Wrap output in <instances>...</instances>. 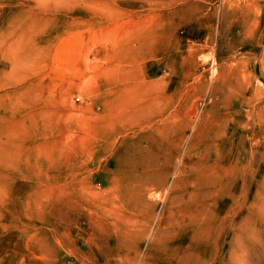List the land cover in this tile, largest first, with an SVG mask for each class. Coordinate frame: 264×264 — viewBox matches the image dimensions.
Listing matches in <instances>:
<instances>
[{
  "label": "rangeland",
  "instance_id": "374dc122",
  "mask_svg": "<svg viewBox=\"0 0 264 264\" xmlns=\"http://www.w3.org/2000/svg\"><path fill=\"white\" fill-rule=\"evenodd\" d=\"M0 264H264V0H0Z\"/></svg>",
  "mask_w": 264,
  "mask_h": 264
}]
</instances>
